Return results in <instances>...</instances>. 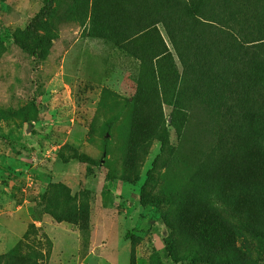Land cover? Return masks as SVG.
Wrapping results in <instances>:
<instances>
[{
    "label": "rangeland",
    "instance_id": "1",
    "mask_svg": "<svg viewBox=\"0 0 264 264\" xmlns=\"http://www.w3.org/2000/svg\"><path fill=\"white\" fill-rule=\"evenodd\" d=\"M261 37L264 0H0V264H264Z\"/></svg>",
    "mask_w": 264,
    "mask_h": 264
},
{
    "label": "trees",
    "instance_id": "2",
    "mask_svg": "<svg viewBox=\"0 0 264 264\" xmlns=\"http://www.w3.org/2000/svg\"><path fill=\"white\" fill-rule=\"evenodd\" d=\"M203 14H205V15H207V16H215V17H216V15H214V13H209V12H207V11H204ZM218 19H219V20H227L225 17L222 18V17H220V16L218 17ZM173 20L176 21V23H177L178 25L181 24V23L179 22L180 17H178V16H174V17H173ZM180 26H181V25H180ZM254 33H255V32H251V33H249V35H252V34H254ZM247 35H248V33H247ZM256 38H257V37H256ZM249 42H250V45H251V46H248V47H245L244 44L239 43L240 47L246 49V50H242L241 48H238V49H240L241 51L244 52V53H241V54H239V52H238L239 56H241V57H242V56H245L246 53H247V51H248L249 49L258 50V49L264 47V37H261V38H258V39H255V40H252V41H249ZM181 56H182L181 61H182V63H183L184 69H185V67L188 66V64H187V62H188V60H187V53L184 52V53L181 54ZM260 58H261L262 61H264V56H260Z\"/></svg>",
    "mask_w": 264,
    "mask_h": 264
}]
</instances>
